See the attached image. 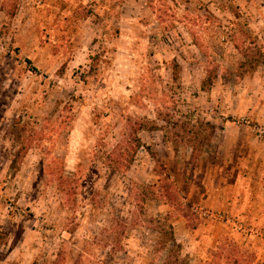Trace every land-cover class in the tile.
Listing matches in <instances>:
<instances>
[{
	"label": "rangeland",
	"instance_id": "obj_1",
	"mask_svg": "<svg viewBox=\"0 0 264 264\" xmlns=\"http://www.w3.org/2000/svg\"><path fill=\"white\" fill-rule=\"evenodd\" d=\"M165 114L214 126L197 159L132 153ZM169 226L178 264H264V0H0V264H162Z\"/></svg>",
	"mask_w": 264,
	"mask_h": 264
},
{
	"label": "trees",
	"instance_id": "obj_2",
	"mask_svg": "<svg viewBox=\"0 0 264 264\" xmlns=\"http://www.w3.org/2000/svg\"><path fill=\"white\" fill-rule=\"evenodd\" d=\"M248 54H251L253 52L247 51ZM257 53V52H256ZM248 54H244L246 58H248ZM253 53V57L249 60H247L246 63L241 64V67L245 70L251 69L255 70L257 68V64L262 59V55L260 54V51L258 50V56L255 59ZM255 62V63H254ZM254 63V64H253ZM179 66L175 64L172 67V73H173V80L178 81L179 80V74H178ZM216 79V72L215 71H208L206 77L201 81V90L202 91H209L211 86L213 85V80ZM160 117V115H159ZM164 124L158 125L155 122L152 124H148L146 122H139L136 121L134 123L135 126V132L133 133L132 143H133V154L141 147H143V143L141 139L136 135L137 132L142 131H160L163 133V140L165 142L170 143L174 148L178 146V141H183L190 149H191V157L197 159L202 151V149L208 145L211 144L212 136L214 134V126L205 120L201 119H194L190 118L188 121L181 122L180 120H173V117L169 114H165L163 118H159ZM27 152V146H25V154ZM23 156V148H19L17 151L11 167L15 168L17 167L16 163L19 160V158ZM133 157H131L128 160L127 166L129 164H132ZM165 235L159 240V247L165 248L167 245L171 244V246L167 250V255L162 264H178L179 262V256H178V250L180 249L179 244H177L173 229L171 226L168 227L167 230H165ZM116 252V251H115ZM63 252L60 251L57 254L56 260L52 262L51 264H57L62 259ZM33 264H38L37 262Z\"/></svg>",
	"mask_w": 264,
	"mask_h": 264
}]
</instances>
